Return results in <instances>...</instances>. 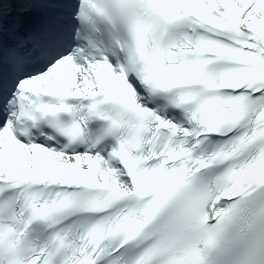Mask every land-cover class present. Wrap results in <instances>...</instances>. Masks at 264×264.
Wrapping results in <instances>:
<instances>
[{
    "label": "snow or ice",
    "instance_id": "snow-or-ice-1",
    "mask_svg": "<svg viewBox=\"0 0 264 264\" xmlns=\"http://www.w3.org/2000/svg\"><path fill=\"white\" fill-rule=\"evenodd\" d=\"M0 264H264V0H0Z\"/></svg>",
    "mask_w": 264,
    "mask_h": 264
}]
</instances>
